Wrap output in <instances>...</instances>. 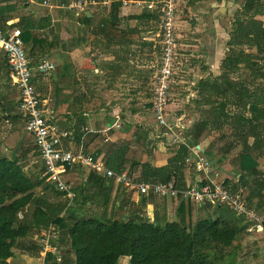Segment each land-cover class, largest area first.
Listing matches in <instances>:
<instances>
[{"label": "trees", "instance_id": "trees-1", "mask_svg": "<svg viewBox=\"0 0 264 264\" xmlns=\"http://www.w3.org/2000/svg\"><path fill=\"white\" fill-rule=\"evenodd\" d=\"M119 9V3L112 4V11L117 12ZM242 12L244 14L235 21L233 32L230 34L226 32L229 39L227 48H230V54L222 60L220 75L213 79L202 78L193 87L198 95L190 105L186 106V109L190 110L192 103L196 102L197 113L198 109H202L203 119L201 118L202 121L194 128L189 124L186 137L191 139V146H201L202 137L210 135L218 120L229 119L230 116L226 114L224 107L230 102L243 109L240 117L245 118V112L251 114L250 118H245L246 126L243 127L244 129L253 127V133L250 134L247 130L246 132L238 130L234 132L243 147L235 161V167L238 170L236 179L238 178L239 181L232 182L233 185L228 184L232 185L231 189L236 193L243 191V199L262 218L264 226V175L260 171L263 142L259 140L264 130V94H259L257 89L252 90L251 86L244 82L233 84L229 77V73L241 64H246L249 69H253L250 65L255 67V64H252L255 59L264 60L262 58L264 57V22L257 20L258 16L264 15V0H245ZM153 18L154 16L147 10L133 17L136 20ZM80 20L93 28L94 35L105 36L109 40L119 39L122 43H128L140 37L138 30L129 32L121 30L113 20L103 19L96 27L91 24L92 19L87 13L81 15ZM10 27L11 30H22V39L29 48L28 57L31 66L47 58L55 48L52 43L48 51L46 48L48 40L41 35L34 34L24 20ZM8 28L6 24L0 27L3 31H7ZM239 46L255 48L257 53L239 52L235 49ZM7 67L9 68L8 65ZM10 74L11 69L8 75ZM256 82L257 80H254L253 84ZM231 96H233V102ZM219 99L225 101L221 107L219 104L217 107ZM147 108L150 109L151 105ZM101 109L100 98L93 99L88 104H83L81 115L84 117L85 113L97 114ZM111 113V109L106 110V119L98 122L96 132L90 134L86 140L84 139L85 132L79 125L74 127L71 130L72 139L67 140L66 144L80 146L84 140V150L95 159L100 158L108 146L102 132L106 129L107 122L111 121ZM181 114L183 112L177 113L178 116ZM189 114L186 113L187 117L190 116ZM8 119L14 122L16 120L15 117L9 116L8 112H4V115L0 116V123ZM141 132L145 138L148 137L146 139L149 148L142 146L132 153L131 145L127 142L119 145L113 144L106 153V167L117 174L127 171L136 183L168 184L175 181L177 189L186 190L188 184L186 175L190 170L185 165V159L189 155V149L181 146L165 166L156 167L151 160L145 162V157L150 155L149 149L157 144L155 143L157 140L156 138L151 139L149 132L148 136L145 130ZM250 138L255 139L253 144H250ZM22 141V131L13 127L2 141V146L12 153V157H0V264H9V261L15 257V249L22 241L29 239L33 233L42 232L50 226H56L59 233L60 228L67 231L68 243L74 254V260L69 263L62 257L59 262L57 255L49 253L46 259L48 264H119L120 260L125 257L130 258V264H242V261L235 258L241 248L238 240L242 232L252 227V223L246 222L228 207L227 209L232 214V222L226 217L213 219L212 215L207 212L204 219H199L195 225L188 222L189 225L186 226L178 222L167 223L163 226L157 221H145L141 215L142 208L129 214V218L125 215L118 220L105 221L97 217H77L75 213L77 205L87 207L96 201L98 207L106 201L107 179L94 171H91L86 184L75 189L77 196L75 208L67 213L66 218H61L60 214L66 202L63 207L56 210L47 206L46 199L41 200L37 197V188L45 184L47 178L43 177L44 168L40 170L37 182L26 174L18 158L22 150ZM163 145L168 148L164 143ZM230 146L233 147V145ZM230 150L228 149L225 155L218 159L211 149H205L204 155L210 159L214 169L219 171L223 169L224 163L229 161ZM37 153L39 154L38 150ZM108 180L111 183L116 182L115 179ZM91 187L98 188V193L89 195L88 189ZM145 201V196H142L140 203L145 204ZM222 208L225 209V207ZM180 214H185L184 207L180 209ZM239 218L247 225L241 228L238 224ZM68 220L72 221L70 225L67 223ZM259 236L263 239V234ZM60 239L61 237L58 242ZM39 251L38 244L37 255ZM257 260L260 264H264V257L257 255Z\"/></svg>", "mask_w": 264, "mask_h": 264}, {"label": "crops", "instance_id": "crops-1", "mask_svg": "<svg viewBox=\"0 0 264 264\" xmlns=\"http://www.w3.org/2000/svg\"><path fill=\"white\" fill-rule=\"evenodd\" d=\"M72 1L73 0H0V27L6 24L7 26H9V30L11 29L10 26H12L13 24H18L19 22L24 20L25 22H27V25L32 29V32L34 34L41 35L43 38H46L48 40L46 45L48 51H50V45L52 43L55 45V48H53L46 59H49L55 64L56 70L50 76H37L33 80V85L35 86L37 92L40 94L41 99L44 101L46 108L53 112L56 122L63 129L68 130L71 134V130L79 125L81 130L85 132L84 139L86 140L90 134L96 132L98 122H100L104 118L106 119V110L110 109L109 105L107 104V106H105V101L101 97H98L100 98L102 104L100 113H85L83 115L84 117H82L81 115L83 111V104H88L92 101L89 100L88 97L94 85V80L92 79L97 80L96 87L98 89L105 88V69L102 65L103 62L108 63L111 61L113 63L114 71L112 72L111 77L112 86H114L113 94L124 96L131 95L130 93L139 94V88H136V80H134L136 79V76L133 78L130 74H126V71L133 74L132 71L134 70V68H132L130 65L133 64V60L131 59V49L136 47L135 44L137 40L134 39L132 42L129 41L130 43H122L121 41H119V39L109 40L105 36L94 35L92 32L93 28L90 27L87 23L82 22L80 20L81 16H78L76 11L64 10L61 8L62 5L70 4ZM215 1L218 3H212L211 6H209L211 8L216 7V9L213 13L214 17L210 18L208 23H202L203 21H205L202 15H206V12L209 11L207 3L205 1H202L196 3L197 9H195L196 13H194V15L195 17H197V26L193 27L189 24V29H187V27L184 28V26L182 27V29H187V31L192 35L195 33L196 39L194 41H196L197 44H195L194 46H196L195 48L197 50L194 51L196 53V55H194V58L207 59V65L210 68V72L207 73L203 78H217L220 75V73H218V71L220 70L219 66L224 59V52L227 50L226 46L228 37L226 30L224 29L223 24L220 20H222L224 16H227V14H230L227 9L229 8L230 4L229 0ZM101 11L102 9H92L91 11L86 12L88 17L92 19L91 24L93 25V27L98 26L103 19H109L118 24L121 30L127 32L131 30H138L140 33V37H142V46L145 47L146 51H148L146 59V63L148 64V92H145V94H148L149 102L148 104L143 106L144 109L148 110L147 106L151 104L153 98L155 76L159 70L161 62V16L158 12L148 11L152 16H154L153 19L136 20L133 19V17L141 15L143 11L137 10L135 8H120L117 12L112 11V9H106L102 12ZM205 25L207 26L208 30L207 28H205ZM203 30L206 31V33L201 35L200 33H203ZM203 42L205 43L203 46H205L206 49L199 50V47L200 45L202 46ZM106 44L109 46L107 47ZM184 44L186 46L188 43ZM25 50L28 54L29 48L26 45ZM123 63L125 64L123 65ZM7 65L8 64L4 56L0 55V116L2 117V115H4V112H8L9 116H13V118L15 117L16 119L15 122L9 119L13 125V128L20 129L22 131V150L20 151L18 158L20 160V163H23L27 162V159L31 154V147H33L35 150L36 148L34 146L33 139L25 132L23 119L18 113L17 107L19 104V91L14 85L12 74H10V76L8 75L10 67L8 68ZM183 68L184 71H186L187 68ZM201 79L202 78H200L199 81ZM131 83L134 84L132 85ZM182 88L184 87H181L178 90H181ZM178 90L175 89V91ZM102 93H105V91ZM142 94H144V90L142 91ZM186 110L185 112L189 114V109ZM102 114L104 116H102ZM94 115H101L102 118L98 119ZM187 119L185 125L189 126L190 123ZM152 121L153 120L151 113H149L148 124H151ZM112 122L113 115L111 113V121L107 122V126H109ZM123 123L124 125L126 124L124 121ZM129 127V125L126 128L124 126L125 131L118 132L119 135L122 137L125 135L124 137L127 136L129 138L130 135H128L127 133ZM9 132L10 128L8 127L6 122L0 123V157H12V153H10L9 150L2 146V141L7 137ZM103 132L102 136L103 138H105V134H103ZM111 138L112 137H110V140ZM155 143H157L156 146H161L167 149L162 142L157 140L155 141ZM83 144L84 140H82L80 146H78V144H66V147L76 152L84 147ZM168 148L173 149V151L179 150L178 148L173 147ZM201 149H207L206 145L204 146L201 143ZM154 158V162L151 161V163L156 167H162L167 164H163V162L160 161L161 156H159L157 153L156 157ZM100 159L105 162L104 154L100 156ZM146 161H148V159L146 160L145 158V162ZM160 162H162L161 165ZM81 168L87 167L75 165L74 167L69 169L63 176L64 180L70 183V178L73 177L74 173L77 171L81 178L84 177L83 173L79 171ZM189 170L190 172L192 171V173H194V176L196 175V179L190 180V174L189 176L186 175V180L188 183L187 187L202 176L195 174L192 168H189ZM261 170L262 165L260 164V171ZM222 176L225 177V180H223V182L226 183L233 182L236 179L235 176L231 175L226 168L219 170L218 181ZM88 179L89 176L87 180H82L87 183ZM106 179L107 181L105 187L108 188L107 198L105 203L99 206L100 208L104 209V212L101 214V216L97 217L98 219L107 221V215L112 213L111 209L114 203H118L117 210L119 212H121V210L123 209L125 210L129 209L130 207H136V205L137 210H139V208H142V211L148 210V207H154L155 209H157L156 205H154V203L150 201V198L159 197L145 196V204L140 203L142 196L139 197V193L138 195L133 194L132 197H129L126 191H119V184L117 182L111 183V181L108 180L109 178ZM159 199L169 201L168 199H172V197ZM48 201L50 202V200ZM168 203H171V206L170 204H168L166 206V211L169 218L170 216H172V219L170 218L164 221V219L161 218L160 215H158L157 211H155L156 216L154 215L155 218H153L151 222L157 221L163 226L171 222H178L183 226H186L188 222H191L193 225H195L204 210L210 213V209L204 208L205 206H201L188 200H183L181 197L179 199V202L177 203H174L173 201H169ZM187 203L189 206H187ZM91 205L92 203H90L88 207H90ZM182 207H184L185 210L184 215L180 214V209ZM163 212L164 211H162V213ZM63 213L64 210H62L60 217H62ZM131 213V211L128 212V218L129 214ZM228 214L229 213L227 211L224 213L221 212L218 217L230 218L232 214L230 217L228 216ZM40 234L41 232H37L35 236L37 244V240ZM37 256L36 258H32L27 252L15 249V257H13L9 261V264H12V261L17 262L16 260L18 259L21 260V264H39Z\"/></svg>", "mask_w": 264, "mask_h": 264}, {"label": "built area", "instance_id": "built-area-1", "mask_svg": "<svg viewBox=\"0 0 264 264\" xmlns=\"http://www.w3.org/2000/svg\"><path fill=\"white\" fill-rule=\"evenodd\" d=\"M119 3L120 8H135L140 11L158 12L161 16L162 54L159 70L155 76L151 108L152 123L148 124L147 134L156 138L167 147L180 149L186 146L189 155L185 159L187 168H192L195 174L202 175L189 185L186 190L177 189L176 182L166 183H136L127 171L121 174L108 169L100 159H95L83 148L74 152L66 147V141L72 139V134L63 129L55 120L53 112L46 108L44 101L33 85L37 76H50L56 70L55 64L49 59H42L36 65H30V59L25 50L20 29L3 31L0 29V55L4 56L11 69L12 79L19 91L18 113L23 119L25 132L33 139L34 146L39 152V158L44 168L43 177L52 183L58 193L65 198L66 205L61 218L75 208V188L64 180L66 172L80 165L91 171L104 175L105 178L115 179L119 185L136 189L141 196L159 198H182L201 206L228 207L246 222H251L249 231L263 234L262 218L252 210L243 199L241 192H234L226 182L218 181L219 171H216L209 158L204 155L201 146H191V139L186 137L189 129L186 126V106L196 99L197 93L191 86H184L175 94V76L179 69V27L178 0H73L70 4L62 5L64 10H74L78 16L98 7L112 6ZM173 109V111H172ZM113 122L107 126L103 134L105 141H110L111 134L123 132L124 123L121 112L113 110ZM178 112H183L177 115ZM6 124L10 129L13 125L8 119ZM214 174H216L214 178ZM204 177V178H203ZM239 180H235L237 183ZM234 182V181H233ZM60 235L56 227L50 226L39 235L41 264H48L49 253L62 257L54 247Z\"/></svg>", "mask_w": 264, "mask_h": 264}, {"label": "rangeland", "instance_id": "rangeland-1", "mask_svg": "<svg viewBox=\"0 0 264 264\" xmlns=\"http://www.w3.org/2000/svg\"><path fill=\"white\" fill-rule=\"evenodd\" d=\"M205 1L207 3L208 6V12H206V15H202V17L205 19V21H203L202 23H208L210 18H213L214 15V10L216 9V7H209L211 6L212 3L217 4L218 2H216L215 0H178V9H179V14H178V27H179V35H180V46H179V56H178V61L180 62L179 65V69L176 71V76H175V81H176V86L175 88L178 90L181 87L184 86H191V87H195L198 83H199V79L203 78L207 73H209L210 68L207 65V59L201 58V59H195L194 55H196V53L194 52L195 50H197L194 46L196 43V41H194L196 39L195 37V33L192 35L191 33H189L187 31V29H189L190 25H192L193 27L197 26V20L194 15V13H196L197 9V2H202ZM245 3V0H229V8L228 12L230 14H227V16H224L222 20H220L223 24L224 29L226 30L227 33H232L233 29L235 27V21L237 20L238 17H240V15H243L244 13L242 12L243 10V5ZM100 10L102 9V11L106 10V9H112V6H108V7H98L95 10ZM101 11V12H102ZM208 13V14H207ZM202 14V13H201ZM257 20L263 21L264 22V15L263 16H258ZM190 24V25H189ZM153 26V25H152ZM184 26V28L187 27V29H182V27ZM152 28V27H151ZM205 28H207V26L205 25ZM147 30H148V26H147ZM208 30V28H207ZM187 33V34H186ZM206 31L203 30L202 34H205ZM148 36V34H147ZM198 36V35H197ZM183 37V38H182ZM201 37V36H200ZM229 40V39H228ZM142 41V37H140V39H137V42L135 44L136 47L131 49V59L133 60V64H130L132 68H134V70L132 71L133 74L127 72L126 70V74H130L131 77H135L136 76V88H139V94L135 93H130L131 95H116L113 94V88L114 86H112V72L114 71L113 68V63L110 61L108 63L103 62L102 65L104 66L105 69V82H104V87L102 89H98L96 87L97 84V80L96 79H92L94 80V85L92 87L91 93H89L90 95L89 100H93L95 98L101 97L104 101H105V106H107V104L109 105V108L111 109L112 114L114 113V109L119 110V112H121L123 121L126 123L124 126L125 128L129 125V130H128V135L129 138L126 137H122L119 135V133H113L111 134V140L110 141H106V144L108 145L106 147V151L104 152V160L106 162V153L109 150V147H111L113 144L119 145V144H124V143H129L131 145V152L133 153L136 149L140 148V147H145L147 148V139L148 137H144L141 130H146L147 126H148V122H149V113L148 110L144 109L143 106H145L146 104H148V94H145V92H148V64L146 63V59H147V55H148V51L145 50V47H143V42ZM229 41H227L228 43ZM184 43H188L186 46ZM205 43H202V46L200 45V49L199 50H205L206 47L203 46ZM107 45V44H106ZM109 45H107L108 47ZM227 47V46H226ZM229 47L227 48V50L224 52L223 58H226L229 54ZM236 50L240 51H245V53L247 54H256L257 50L255 48H250L248 46H239L235 48ZM264 56V55H263ZM264 58V57H262ZM125 63H123L124 65ZM255 67L253 65H250L251 67H253V69H249L247 67L246 64H241L237 69L235 68L232 72L229 73V77L230 80L233 84H238L239 82H244L248 85H250L252 90H258L259 94L263 95L264 94V60H256L254 61ZM187 68L186 71H184V68ZM220 67V66H219ZM218 73H220V70L218 71ZM200 77V78H199ZM213 79V78H212ZM146 80V81H145ZM257 80V82L255 84H253V81ZM145 81V83H144ZM128 82V81H127ZM128 84V83H127ZM132 85L134 83H131ZM146 84V85H145ZM144 85V87H143ZM142 86V87H141ZM147 87V88H146ZM144 90V94H142V91ZM263 90V91H262ZM93 91V92H92ZM101 91V92H100ZM105 93H102L104 92ZM175 94H178L176 91H174ZM233 100V96H231V101ZM235 100V99H234ZM229 102V100L227 101ZM233 102V101H232ZM225 101H223L222 99H219L217 101V107L219 104V107L222 106V104H224ZM196 102H194V104L192 103V107L190 108V116L188 117V121L190 123V125L194 128L195 126H197L200 121H202L203 119V115H202V109H198L199 112L197 113L196 110ZM226 114H229V119L225 120V119H220L217 121V124H215L213 126L212 131L210 132V135L207 137H202L201 142L202 144L206 147L207 149H211L214 152L215 157L221 158L225 155V152L228 149L230 150V154L228 156L229 161L224 163L223 168H226L228 170V172L231 175H234L235 178L237 177L238 174V170L235 167V161H236V157L239 154L240 150L243 147L242 142L236 138L234 132L235 130L238 131H245L247 130L248 133L252 134L254 128L253 127H249L244 129L243 126H246V123L244 122L245 118H250L251 114L249 112H245V118L244 117H240L241 113H243V109L233 105L231 102L230 104L226 105V107H224ZM206 110V109H205ZM173 111V109H172ZM136 115V116H135ZM95 116V115H94ZM102 116H104L102 114ZM98 119H101V115L100 116H95ZM130 118V120H129ZM202 118V119H201ZM129 121V122H128ZM128 124V125H127ZM197 124V125H196ZM127 125V126H126ZM125 131V130H124ZM147 131V130H146ZM145 131V132H146ZM137 132L141 133L137 135ZM262 136H260V142H263V151H261L262 156L260 158V164L262 165V174L264 175V130L262 132ZM142 136V137H141ZM148 136V134H147ZM140 139V141H138ZM250 144H253L255 142L254 138H250L249 140ZM230 145H233V147H231ZM147 146V147H146ZM231 147V148H230ZM149 148V147H148ZM148 150V149H147ZM149 151L151 152L149 156H146V160H151L152 162H154L156 157V153L161 156V160L163 162V164H166L169 162V160L172 158V156H174V152L173 149L170 148H163V147H159V146H152V148L150 147ZM11 153V152H10ZM9 153V155H10ZM131 155V154H130ZM163 159V160H162ZM25 161V160H24ZM103 161V160H102ZM104 162V163H105ZM162 162H160V165L162 164ZM22 166H24L25 171L27 173V175L29 177H31L35 182H37V178H38V174H40V170L42 168L41 166V161L40 158L38 157L37 151L31 147V154L29 156V158L27 159V162H23L21 163ZM79 171H81L84 175V177H80L78 171L74 173L73 177L70 178V183L74 188H78L79 186L86 184L85 179L87 180L88 176L91 173V170L87 169V168H81ZM194 172V171H193ZM30 174V175H29ZM190 174V180L191 179H196V175L194 176V173L188 172L187 175L189 176ZM137 176H139V174H137ZM216 174H214V178H215ZM233 177V176H232ZM85 178V179H84ZM225 177H221L219 178V181L223 182V180ZM84 181H83V180ZM232 179V178H230ZM192 180V181H193ZM238 180V178H237ZM235 181V180H234ZM74 183V184H73ZM233 184L232 182H227V184ZM228 184V185H230ZM126 191L127 195L129 197H132L133 194L138 195V191L136 189H131L128 187H125L124 185H119V191ZM88 193L89 195H93V194H97L98 193V188L95 187H91L88 189ZM36 194L37 197L40 198L41 200L46 199L47 201V206L48 207H52L53 209H60V207H63L65 205V198L60 195L57 191V189L55 188V186L52 183L46 182L45 184L39 186L36 190ZM117 196V195H116ZM139 197L141 196L140 194L138 195ZM116 199V198H115ZM114 199V200H115ZM180 198H172V199H168L169 201H173L174 203L179 202ZM50 200V202L48 201ZM95 201V200H94ZM150 201L154 203V205H156L157 209L153 208H147L148 210H144L141 212V215L143 217V220L145 221H152L153 218H155V211H157L158 215L161 216V218L164 219V221L168 220V219H172V216H168L167 211H166V206L168 204L169 201H165V200H160L159 198H154L151 197ZM115 202V201H114ZM95 203V204H94ZM127 204V203H125ZM117 205L118 203H114L112 206V213L107 215V221L110 220H118L121 217L125 216L128 214V212H137V205L136 207H130L129 209H123L121 210V212H119L117 210ZM187 206L188 203H187ZM204 208L210 209V215H212L213 219H217L218 216L221 214V212H228V216H231V211L227 209V207H225V209H221L219 207H213V206H205ZM64 210V209H63ZM162 211H164L162 213ZM212 211V212H211ZM104 212L103 208H100L99 206H96V201L92 203V205L90 207H84L82 205H77V211L75 212L77 214V217L82 218V217H86V218H90V217H98L101 216V214ZM208 211L204 210V212H202V214L200 215L199 219H204L206 216L205 214ZM119 213V214H118ZM97 215V216H96ZM155 215V216H154ZM103 218V216H102ZM174 219V217H173ZM230 221L232 222L233 218L230 217L229 218ZM68 225H70L72 223V221L68 220ZM238 224L242 227L246 226L247 224L242 220V219H238ZM189 225V224H186ZM250 227V225L248 226ZM60 241L59 242H55L54 243V247L58 250V252L60 253L61 257L65 258L66 261L68 260L69 263H72V260H74V254L70 248V245L68 243V237H67V231L63 230L62 228H60ZM260 233H257L255 231H249V229L245 232H242L240 237H239V244L241 245L240 251L238 254H236L237 260H240V262L242 264H260L257 260V255L264 257V237L263 239H260ZM36 233L32 234L29 239L24 240L20 243V246H18V248L16 250H22L23 252H27L32 258H36L37 256V246L38 244L36 243ZM39 249V247H38ZM258 252V253H256ZM40 251H39V255L38 257V263L41 264V260H40ZM12 261V264H21V260H16ZM119 264H130V258L125 257L122 258L120 260Z\"/></svg>", "mask_w": 264, "mask_h": 264}]
</instances>
